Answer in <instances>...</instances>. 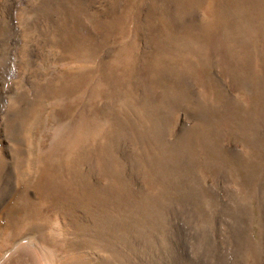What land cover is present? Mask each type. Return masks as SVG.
<instances>
[{
	"label": "rangeland",
	"instance_id": "374dc122",
	"mask_svg": "<svg viewBox=\"0 0 264 264\" xmlns=\"http://www.w3.org/2000/svg\"><path fill=\"white\" fill-rule=\"evenodd\" d=\"M0 264H264V0H0Z\"/></svg>",
	"mask_w": 264,
	"mask_h": 264
}]
</instances>
